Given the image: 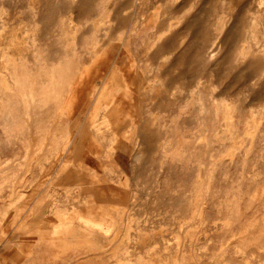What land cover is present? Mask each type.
I'll return each instance as SVG.
<instances>
[{
    "label": "rangeland",
    "instance_id": "1",
    "mask_svg": "<svg viewBox=\"0 0 264 264\" xmlns=\"http://www.w3.org/2000/svg\"><path fill=\"white\" fill-rule=\"evenodd\" d=\"M0 184V264H264V0H0Z\"/></svg>",
    "mask_w": 264,
    "mask_h": 264
},
{
    "label": "bare ground",
    "instance_id": "2",
    "mask_svg": "<svg viewBox=\"0 0 264 264\" xmlns=\"http://www.w3.org/2000/svg\"><path fill=\"white\" fill-rule=\"evenodd\" d=\"M253 21V20H252ZM258 21V20H257ZM222 22V21H221ZM219 25V24H218ZM251 30V29H250ZM218 31V30H217ZM222 31V30H221ZM232 31V29H231ZM249 31V30H248ZM232 34V33H231ZM222 35V33H221ZM225 36V35H224ZM215 37V36H214ZM216 38V37H215ZM217 38H219L217 36ZM223 38V37H222ZM231 38V37H230ZM215 40V39H214ZM242 47V46H241ZM214 48V47H213ZM212 48V49H213ZM243 48V47H242ZM250 48V47H249ZM240 50V48L238 47ZM212 51V50H211ZM238 51V50H237ZM217 52V51H216ZM208 54V53H207ZM24 55V54H23ZM215 54H212L213 56ZM207 57V56H206ZM239 59V58H238ZM44 60V59H43ZM75 60V59H74ZM208 60V59H207ZM72 61V60H71ZM211 61V59H210ZM209 62V61H208ZM70 64V63H69ZM65 65V64H64ZM69 66V65H68ZM67 65L65 66H59L58 68H50V70L47 72L48 78L47 81L43 84L39 83L38 80H36L34 76H31L28 74L26 71L20 72V74L16 78V85L19 88L16 93L17 97L23 101L24 107L29 108V107H35V106H44L45 104L52 103L53 104V111L55 112L56 110L60 109V111H66V106L62 102L63 96H64V91L66 89L67 84H69L68 81V68ZM72 70V69H71ZM40 71V70H39ZM41 72V71H40ZM42 73V72H41ZM43 75V74H41ZM37 76V75H36ZM40 76V75H38ZM86 77V76H85ZM41 80V79H40ZM45 80V79H44ZM43 81V80H42ZM72 81V80H71ZM71 83V82H70ZM76 83V82H75ZM77 86V85H76ZM83 87V86H82ZM69 88V87H68ZM8 89V88H6ZM74 89V88H73ZM76 90V89H75ZM106 92V91H105ZM76 93V92H75ZM79 93V92H78ZM72 94V93H71ZM76 96V95H75ZM66 97V96H65ZM66 100V99H65ZM75 101V100H74ZM76 102V101H75ZM68 103V102H67ZM70 103V102H69ZM215 104V102H214ZM216 106V105H215ZM5 107V106H4ZM3 107V108H4ZM48 107V106H47ZM46 109V108H45ZM212 109H214L212 107ZM223 109L225 111V117L229 120L231 116V110L230 106L226 103L223 104ZM39 110V108H38ZM98 107L95 108L94 112H97ZM11 112V111H10ZM43 112V111H42ZM36 113V112H35ZM38 113V112H37ZM31 114V113H30ZM95 114V113H94ZM6 115V113H5ZM12 118V114H8ZM20 115V114H19ZM23 115V114H22ZM38 115V114H37ZM7 116V115H6ZM5 116V118H6ZM21 116V115H20ZM214 116V115H213ZM8 117V116H7ZM39 119V118H38ZM46 119V118H45ZM40 120V119H39ZM256 120V119H255ZM19 121V120H18ZM11 122V119H10ZM21 122V121H20ZM228 122V121H227ZM57 123V121H56ZM8 124V123H7ZM230 122L229 125H227L226 128H230ZM2 125V124H1ZM9 125V124H8ZM11 129V128H10ZM7 130V129H5ZM14 130V129H13ZM63 135V134H62ZM44 135H41L43 138ZM66 137V136H65ZM67 141V140H66ZM39 144H42V142H39ZM38 149V148H37ZM232 149L230 150V152ZM32 156V155H31ZM3 171V169H2ZM5 171V170H4ZM12 181V180H11ZM13 184V183H12ZM5 185V184H4ZM1 188V184H0ZM61 215H65L64 212L57 211ZM56 216V215H55ZM54 216V219H55ZM57 217V216H56ZM54 221V220H53ZM66 221V220H65ZM72 221V220H71ZM88 222V221H87ZM89 223V222H88ZM69 224V223H68ZM68 224H61L60 222H54L52 224L53 228V233L57 234L58 238H61L64 240L65 236L67 233L70 232L71 226ZM71 224V222H70ZM92 227L96 226L95 224L91 223ZM101 228V227H98ZM52 233V234H53ZM56 236V235H54ZM50 239V238H49ZM51 240V239H50ZM55 240V239H54ZM60 242V241H58ZM57 242V243H58ZM68 242V241H67ZM65 243V242H64ZM70 243V242H69ZM64 245V244H63ZM66 245V244H65ZM140 261V260H139ZM141 263V262H140ZM139 263V264H140ZM180 264V263H179Z\"/></svg>",
    "mask_w": 264,
    "mask_h": 264
},
{
    "label": "crops",
    "instance_id": "3",
    "mask_svg": "<svg viewBox=\"0 0 264 264\" xmlns=\"http://www.w3.org/2000/svg\"><path fill=\"white\" fill-rule=\"evenodd\" d=\"M60 244H61V243H59V242L57 243L56 241H55V242H53V245H54V246H55V245H57V246H60ZM16 257H18V258H19V255H17Z\"/></svg>",
    "mask_w": 264,
    "mask_h": 264
}]
</instances>
